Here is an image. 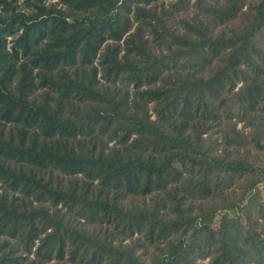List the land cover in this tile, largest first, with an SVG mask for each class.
Returning a JSON list of instances; mask_svg holds the SVG:
<instances>
[{"label": "trees", "instance_id": "1", "mask_svg": "<svg viewBox=\"0 0 264 264\" xmlns=\"http://www.w3.org/2000/svg\"><path fill=\"white\" fill-rule=\"evenodd\" d=\"M0 264H264V0H0Z\"/></svg>", "mask_w": 264, "mask_h": 264}, {"label": "rangeland", "instance_id": "2", "mask_svg": "<svg viewBox=\"0 0 264 264\" xmlns=\"http://www.w3.org/2000/svg\"><path fill=\"white\" fill-rule=\"evenodd\" d=\"M166 2H167V0H166ZM10 38L9 37H7V40H9ZM242 126V124L241 123H239L238 124V127H241Z\"/></svg>", "mask_w": 264, "mask_h": 264}]
</instances>
